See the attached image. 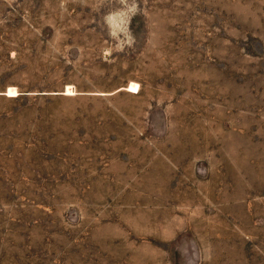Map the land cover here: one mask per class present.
<instances>
[{
  "label": "rangeland",
  "instance_id": "obj_1",
  "mask_svg": "<svg viewBox=\"0 0 264 264\" xmlns=\"http://www.w3.org/2000/svg\"><path fill=\"white\" fill-rule=\"evenodd\" d=\"M0 264H264V0H0Z\"/></svg>",
  "mask_w": 264,
  "mask_h": 264
}]
</instances>
